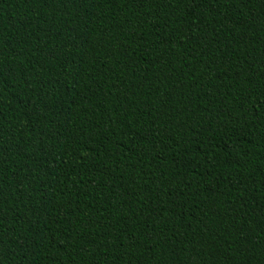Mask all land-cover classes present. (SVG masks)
<instances>
[{"label": "trees", "instance_id": "obj_1", "mask_svg": "<svg viewBox=\"0 0 264 264\" xmlns=\"http://www.w3.org/2000/svg\"><path fill=\"white\" fill-rule=\"evenodd\" d=\"M0 264H264V0H0Z\"/></svg>", "mask_w": 264, "mask_h": 264}]
</instances>
